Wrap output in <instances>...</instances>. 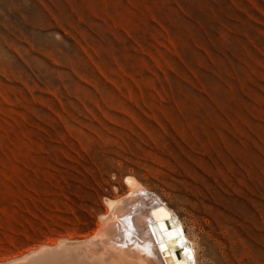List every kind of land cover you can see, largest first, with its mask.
Here are the masks:
<instances>
[{
  "label": "rangeland",
  "instance_id": "1",
  "mask_svg": "<svg viewBox=\"0 0 264 264\" xmlns=\"http://www.w3.org/2000/svg\"><path fill=\"white\" fill-rule=\"evenodd\" d=\"M127 175L197 264H264V0H0V264L89 234Z\"/></svg>",
  "mask_w": 264,
  "mask_h": 264
},
{
  "label": "bare ground",
  "instance_id": "2",
  "mask_svg": "<svg viewBox=\"0 0 264 264\" xmlns=\"http://www.w3.org/2000/svg\"><path fill=\"white\" fill-rule=\"evenodd\" d=\"M123 183L126 190L104 200L89 234L46 244L12 264H197L196 245L171 206L132 176ZM155 205L161 207L152 210Z\"/></svg>",
  "mask_w": 264,
  "mask_h": 264
},
{
  "label": "water",
  "instance_id": "3",
  "mask_svg": "<svg viewBox=\"0 0 264 264\" xmlns=\"http://www.w3.org/2000/svg\"><path fill=\"white\" fill-rule=\"evenodd\" d=\"M154 204H157V203L154 202ZM155 206H156V207H154L152 210H156V209H158V208L161 207V205H155ZM168 224H170V223H169L168 219L165 218V223H164V225L166 226V225H168ZM168 230H169V229H168ZM177 260H179V259L177 258Z\"/></svg>",
  "mask_w": 264,
  "mask_h": 264
}]
</instances>
